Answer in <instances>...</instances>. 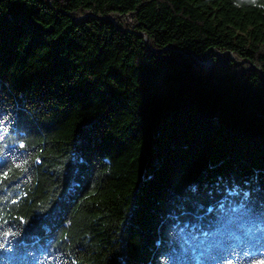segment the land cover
Instances as JSON below:
<instances>
[{
  "label": "trees",
  "instance_id": "obj_1",
  "mask_svg": "<svg viewBox=\"0 0 264 264\" xmlns=\"http://www.w3.org/2000/svg\"><path fill=\"white\" fill-rule=\"evenodd\" d=\"M0 264H264V0H0Z\"/></svg>",
  "mask_w": 264,
  "mask_h": 264
},
{
  "label": "snow or ice",
  "instance_id": "obj_2",
  "mask_svg": "<svg viewBox=\"0 0 264 264\" xmlns=\"http://www.w3.org/2000/svg\"><path fill=\"white\" fill-rule=\"evenodd\" d=\"M21 147H23V145H21ZM5 176H7V173H4Z\"/></svg>",
  "mask_w": 264,
  "mask_h": 264
}]
</instances>
